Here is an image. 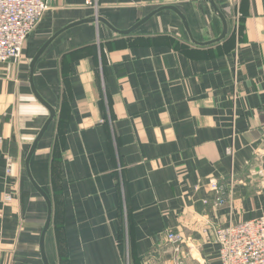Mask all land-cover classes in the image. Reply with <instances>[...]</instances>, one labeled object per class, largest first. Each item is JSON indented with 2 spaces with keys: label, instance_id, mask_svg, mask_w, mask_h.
<instances>
[{
  "label": "crops",
  "instance_id": "0c3cea01",
  "mask_svg": "<svg viewBox=\"0 0 264 264\" xmlns=\"http://www.w3.org/2000/svg\"><path fill=\"white\" fill-rule=\"evenodd\" d=\"M215 2L228 35L200 45L223 32L210 0H48L21 60L0 62V264H46L26 166L50 117L38 54L56 111L30 164L49 264H222L212 226L264 216V0ZM167 5L190 32L171 9L130 34L92 21L128 30Z\"/></svg>",
  "mask_w": 264,
  "mask_h": 264
},
{
  "label": "built area",
  "instance_id": "2783aa9c",
  "mask_svg": "<svg viewBox=\"0 0 264 264\" xmlns=\"http://www.w3.org/2000/svg\"><path fill=\"white\" fill-rule=\"evenodd\" d=\"M48 8V0H0V62L21 60L29 35ZM259 158L264 161V143ZM12 168L13 160L9 158L8 173ZM259 173L264 179V167ZM211 186L218 190V180L212 179ZM212 229L220 246L222 264H264V216L227 226H212ZM166 237L177 251L180 250L184 241L181 234L170 231Z\"/></svg>",
  "mask_w": 264,
  "mask_h": 264
},
{
  "label": "water",
  "instance_id": "95a60500",
  "mask_svg": "<svg viewBox=\"0 0 264 264\" xmlns=\"http://www.w3.org/2000/svg\"><path fill=\"white\" fill-rule=\"evenodd\" d=\"M210 2H211V5L213 6L214 10L216 11V13L223 20V32H222L221 36L218 37L215 40H212V41H209V42H205V43H198L196 41V43H198L200 45H206V44L209 45V44H213V43L219 42V41L225 39L227 37V35H228V32H229V26H228L227 19L225 18V15L219 9V7H218L217 3L215 2V0H210ZM165 9H171V10L177 12L181 16V18L183 19V22H184L186 28L190 32V27H189V24H188V21H187L186 16L181 12V10L178 7H176L174 5L163 6V7L159 8V9L155 10L150 15H148L147 17H145L142 20H140L136 25H134L132 28H130L128 30H119V29H117L107 19H105L103 17H96V18L92 19V21H95L96 20V21H99V22H103V23L107 24L112 30H114L117 33L130 34V33L134 32L136 29H138L143 23H145L151 17H153L155 14H157L160 11H163ZM194 41H195V39H194ZM39 55L40 54H38V56H36V58L34 60V64H32L31 81L30 82H31V87H32L33 93L35 94L36 98L43 105H45L49 109V111H50V117H49V119L47 120V122L45 123V125L43 126V128L40 131V133L38 134V136L36 137V139L34 140V142L32 144V147H31V149H30V151L28 153L27 159H26V166H27L28 174H29L30 179L32 180L34 186L41 193V195L45 198V200L47 201V203L49 205V216H48V220H47L46 226H45V228L43 230L42 240H41V250H42L43 258H44L45 263L46 264H49V262L47 260V257L45 255V247H44V244H45L46 233H47V231H48V229H49V227L51 225V222H52V212H53V209H52V201H51L50 196L35 181V179H34V177L32 175V172H31V167H30L32 157H33L35 151L37 150V147H38V144H39L41 138L43 137V135L45 134V132L48 130L50 124L52 123L53 119L56 116L55 109L39 94L38 90L35 87V83H34V69H35L36 60L39 57Z\"/></svg>",
  "mask_w": 264,
  "mask_h": 264
},
{
  "label": "rangeland",
  "instance_id": "374dc122",
  "mask_svg": "<svg viewBox=\"0 0 264 264\" xmlns=\"http://www.w3.org/2000/svg\"><path fill=\"white\" fill-rule=\"evenodd\" d=\"M25 51H26V46H25V48H24V50H23V56H24Z\"/></svg>",
  "mask_w": 264,
  "mask_h": 264
}]
</instances>
